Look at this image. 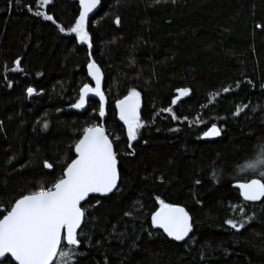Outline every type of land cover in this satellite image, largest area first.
Returning a JSON list of instances; mask_svg holds the SVG:
<instances>
[{
	"label": "trees",
	"instance_id": "1",
	"mask_svg": "<svg viewBox=\"0 0 264 264\" xmlns=\"http://www.w3.org/2000/svg\"><path fill=\"white\" fill-rule=\"evenodd\" d=\"M101 1L89 23V50L33 14L53 15L67 32L78 4L0 0V208L50 186L75 158L72 146L83 129L100 124L94 101L84 114L71 111L90 84L91 58L105 76V129L121 180L112 196L85 204L83 255L72 264H264V202L247 204L232 187L258 176L240 170L264 147V28H256L264 25V0ZM17 59L23 73L12 71ZM28 87L41 94L29 97ZM131 88L141 93L147 126L128 148L115 104ZM183 88L191 95L172 105ZM168 107L178 119L161 111ZM213 123L222 135L206 141L203 131ZM157 197L192 217L186 242L151 227ZM241 217L252 219L239 232L226 224Z\"/></svg>",
	"mask_w": 264,
	"mask_h": 264
},
{
	"label": "snow or ice",
	"instance_id": "2",
	"mask_svg": "<svg viewBox=\"0 0 264 264\" xmlns=\"http://www.w3.org/2000/svg\"><path fill=\"white\" fill-rule=\"evenodd\" d=\"M155 2L160 3L161 0ZM172 2L175 3V0ZM51 3L52 0H39V7L46 8ZM100 5L101 0H79L78 18L67 32L53 15L44 11H36L33 14L51 22L59 32L74 35L81 45H86L91 50L93 42L89 33V15ZM114 23L119 26L121 21L117 18ZM256 28H264V25L256 24ZM14 65L13 72H24L20 59L15 60ZM87 74L95 82L94 87L83 85L78 99L71 107L84 110L89 104L90 96L98 97V114L103 118L107 114V99L102 89L104 74L93 59L87 63ZM229 90L227 87L223 89L225 93ZM38 94L41 93L35 88H27L29 97ZM190 95V89H178V96L171 100V104L176 105L181 97ZM115 108L119 112V120L126 126L127 146L132 148V143L139 139L141 130L147 126L141 118V93L136 88H131L117 101ZM161 111L169 113L173 120L178 119L172 107ZM242 111L243 109L237 110L235 115L240 116ZM43 127L47 128V123ZM221 135L222 129L213 123L203 131L202 138L207 140ZM72 147L75 158L66 163L61 175L53 180L50 186L41 184L36 190L14 199L6 208H0V264H57V261L58 264H72L73 256L83 255L79 251L81 245L79 235L88 214V207L84 202L91 204L89 197L93 194L96 197H106L119 191L121 175L113 140L101 125L92 124L84 128L82 136ZM259 151L258 159L249 162L240 170L244 174L258 171V176L234 185L245 202H264V147ZM129 154L135 155V151ZM43 166L46 169L53 168L48 162ZM212 175L213 179L218 181V170H213ZM195 183L199 184L200 181L197 180ZM157 200L159 210L154 211L150 217L151 227L162 230V233L172 241L186 242L194 228L190 214L184 207L166 203L158 197ZM96 202L99 204L98 199ZM251 219L252 217H248L247 220L243 217L239 220L227 219L226 224L239 232L251 222Z\"/></svg>",
	"mask_w": 264,
	"mask_h": 264
},
{
	"label": "water",
	"instance_id": "3",
	"mask_svg": "<svg viewBox=\"0 0 264 264\" xmlns=\"http://www.w3.org/2000/svg\"><path fill=\"white\" fill-rule=\"evenodd\" d=\"M68 1H70V2H73V3H76V4H78V6H79V0H68ZM101 7H102V1H101V5L96 9V10H94L93 11V13H90V15H89V23L95 18V16L98 14V12L100 11V9H101ZM80 9V8H79ZM78 45H79V47L80 48H85V47H87L86 45H81L80 43H79V41H78ZM91 55V54H90ZM91 59V58H90ZM101 68V67H100ZM104 74V73H103ZM88 79H89V81H90V84H89V86H92V87H94V84H95V82L94 81H92L91 80V77L88 75ZM104 86H105V76H104V81H103V84H102V89H103V91H104ZM104 93H105V91H104ZM105 96H106V94H105ZM184 97H181L179 100H181V99H183ZM106 99H107V105H106V113H107V109H108V98H107V96H106ZM91 101H94V102H96V103H98L99 104V98L98 97H89V103L91 102ZM141 105H142V103H141ZM88 106H89V104H88ZM88 106H87V108L86 109H84V110H77V109H75V108H71V111L72 112H74V113H77V114H84V113H86L87 112V110H88ZM117 113H118V120H119V112H118V110H117ZM99 119H100V124L99 125H101L102 127H104L105 128V123H106V120H107V114H106V116L105 117H103V118H100L99 117ZM119 122L123 125V122L122 121H120L119 120ZM126 127V126H125ZM106 130V129H105ZM107 134V133H106ZM217 139H219V137H217V138H213V139H207L206 141H216ZM74 155H75V153H74ZM237 183H239V182H237ZM236 183H234L233 185H232V187L234 188V189H236L235 187H234V185H235ZM237 190V189H236ZM115 193V192H114ZM113 193V194H114ZM113 194H110L109 196H106V197H96L95 196V194H93V196H90L89 197V200L91 199V198H107V197H110V196H112ZM241 199H242V197H241ZM243 200V199H242ZM245 202V201H244ZM85 204L87 203V202H84ZM245 203H247V204H258V203H261V202H245ZM181 207V206H180ZM82 227H83V224H82ZM162 231V230H161ZM166 235V234H165ZM170 239V238H169ZM171 240V239H170ZM172 241V240H171ZM173 242H175V241H173ZM177 243H179V242H177Z\"/></svg>",
	"mask_w": 264,
	"mask_h": 264
},
{
	"label": "rangeland",
	"instance_id": "4",
	"mask_svg": "<svg viewBox=\"0 0 264 264\" xmlns=\"http://www.w3.org/2000/svg\"><path fill=\"white\" fill-rule=\"evenodd\" d=\"M249 173H254V172H249ZM256 173L258 174V171ZM57 264H58V262H57Z\"/></svg>",
	"mask_w": 264,
	"mask_h": 264
},
{
	"label": "bare ground",
	"instance_id": "5",
	"mask_svg": "<svg viewBox=\"0 0 264 264\" xmlns=\"http://www.w3.org/2000/svg\"><path fill=\"white\" fill-rule=\"evenodd\" d=\"M236 86V85H235ZM219 92V91H218ZM236 92V91H235ZM214 114V113H213Z\"/></svg>",
	"mask_w": 264,
	"mask_h": 264
}]
</instances>
